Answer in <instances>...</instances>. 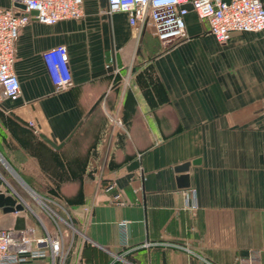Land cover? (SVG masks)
I'll list each match as a JSON object with an SVG mask.
<instances>
[{
	"label": "crops",
	"instance_id": "1",
	"mask_svg": "<svg viewBox=\"0 0 264 264\" xmlns=\"http://www.w3.org/2000/svg\"><path fill=\"white\" fill-rule=\"evenodd\" d=\"M184 23L164 47L83 0L79 19L19 28L20 94L0 102V192L25 209H0V228L22 215L41 234L48 209L61 210L74 225L64 264H264V29L219 43L192 10ZM58 44L70 85L55 90L41 53Z\"/></svg>",
	"mask_w": 264,
	"mask_h": 264
},
{
	"label": "built area",
	"instance_id": "2",
	"mask_svg": "<svg viewBox=\"0 0 264 264\" xmlns=\"http://www.w3.org/2000/svg\"><path fill=\"white\" fill-rule=\"evenodd\" d=\"M11 1L23 4L24 9L21 11L14 5L0 7V102L15 100L20 94L18 80L12 70L19 28L31 18L51 25L63 19L82 17L83 0ZM187 5H190V10L198 19L206 22L209 34L219 43L226 41L231 32H256L264 29V6L261 0H105L102 12L123 13L131 29L137 33L148 31L162 46L169 47L185 37L184 15L189 11ZM30 11H35V14H30ZM41 57L55 90L70 85L64 45L58 44L43 51ZM111 187L112 184H108L106 189ZM192 195L191 189L184 197L189 199ZM48 211L53 219L52 229L46 230L40 225L41 234H36V229L27 224L21 230L0 228V264H22L46 257V264L65 263L69 245H63V234L58 229L57 219L60 216L50 209ZM126 223L127 220L118 223L122 235ZM66 224L72 227L69 220ZM125 244L123 238L122 245ZM73 264L89 263L77 254Z\"/></svg>",
	"mask_w": 264,
	"mask_h": 264
},
{
	"label": "water",
	"instance_id": "3",
	"mask_svg": "<svg viewBox=\"0 0 264 264\" xmlns=\"http://www.w3.org/2000/svg\"><path fill=\"white\" fill-rule=\"evenodd\" d=\"M225 1H228V0H225ZM98 3H99V6L102 8L105 6V0H98ZM13 5L15 7L24 9V5L21 3L14 2ZM186 7L188 8V10L191 9L190 5H187ZM29 13L35 14V11H30ZM40 137L54 148H59L61 146V145H54L52 142L47 140L42 135H40ZM188 165H189L188 162L176 165L174 167V171L183 173L187 170ZM177 180L179 181V184H178L179 187H186L188 185L186 174H181ZM15 198H16L15 195L14 196L4 195L3 193L0 192V209L2 213L20 212L25 209L24 204L20 202L19 200H16ZM24 226H25L24 217L22 215H16L14 217L12 228L14 230H21L24 228Z\"/></svg>",
	"mask_w": 264,
	"mask_h": 264
},
{
	"label": "rangeland",
	"instance_id": "4",
	"mask_svg": "<svg viewBox=\"0 0 264 264\" xmlns=\"http://www.w3.org/2000/svg\"><path fill=\"white\" fill-rule=\"evenodd\" d=\"M35 212L38 213V215L44 220V214L39 210V208L37 207L35 209ZM58 214V216H60V219H57V223H58V229L61 231V233L64 236V242L68 243V233H70L72 230V227L74 226L73 224H71L72 227H70L68 224V220H65V215L61 210H58L56 212ZM51 227H47V229H49ZM74 229V227H73Z\"/></svg>",
	"mask_w": 264,
	"mask_h": 264
}]
</instances>
